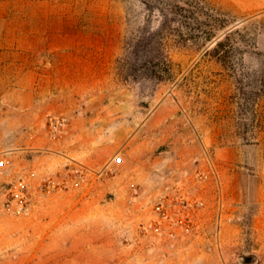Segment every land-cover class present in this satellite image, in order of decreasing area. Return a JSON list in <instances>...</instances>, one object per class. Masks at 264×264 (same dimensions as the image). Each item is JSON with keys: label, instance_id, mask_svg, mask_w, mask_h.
Listing matches in <instances>:
<instances>
[{"label": "rangeland", "instance_id": "1", "mask_svg": "<svg viewBox=\"0 0 264 264\" xmlns=\"http://www.w3.org/2000/svg\"><path fill=\"white\" fill-rule=\"evenodd\" d=\"M44 1L69 4L76 29L109 54L108 83L84 106L119 105L110 127L125 136L104 139L100 155L119 140L122 161L49 196L45 178L71 175L28 177L31 211H0V264H264V0ZM146 164L182 184L169 198L201 200L195 231L142 230L164 196L139 181ZM21 165L12 177L26 175Z\"/></svg>", "mask_w": 264, "mask_h": 264}, {"label": "crops", "instance_id": "2", "mask_svg": "<svg viewBox=\"0 0 264 264\" xmlns=\"http://www.w3.org/2000/svg\"><path fill=\"white\" fill-rule=\"evenodd\" d=\"M65 5L62 11L57 1L0 0V138L11 151V167L20 158L31 180L45 173L60 179L77 171L88 178L92 172L117 167L112 154L122 148L120 141L105 145L103 158L100 144L125 136L123 129L110 127L119 105L97 115L88 112L91 97L84 106L85 95L108 83L109 54L93 49V32L78 31L76 11ZM87 20L91 24L92 17ZM158 116L154 111L146 125L157 122ZM50 117L68 120L65 130L53 137L47 134ZM142 155H137L138 162ZM148 164L136 171L139 181L148 178L143 186L153 195H170L182 186L174 174L153 179L155 170Z\"/></svg>", "mask_w": 264, "mask_h": 264}, {"label": "built area", "instance_id": "3", "mask_svg": "<svg viewBox=\"0 0 264 264\" xmlns=\"http://www.w3.org/2000/svg\"><path fill=\"white\" fill-rule=\"evenodd\" d=\"M67 125L68 120L65 117L48 118V136L53 137L61 133ZM11 155V151L3 145L0 138V211L17 217L26 215L31 211L36 189L27 175L11 176ZM121 161L120 157L115 158L116 163H121ZM85 177L86 175L82 171H77L72 173L70 178L64 180L45 178L38 191L42 195L49 196L56 192L76 189ZM199 179L202 180L203 177L199 176ZM201 205L202 202L199 200H188L184 196L169 198L164 195L152 206L154 218L148 227H142V230L159 232L166 226L165 222L170 221L184 232L191 233L196 229L193 213Z\"/></svg>", "mask_w": 264, "mask_h": 264}]
</instances>
